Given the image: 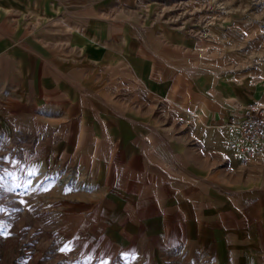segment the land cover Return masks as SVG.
<instances>
[{
  "label": "rangeland",
  "instance_id": "obj_1",
  "mask_svg": "<svg viewBox=\"0 0 264 264\" xmlns=\"http://www.w3.org/2000/svg\"><path fill=\"white\" fill-rule=\"evenodd\" d=\"M71 2L61 3L59 12L56 1L50 9L47 0H0V264H264V160L245 170L252 177L254 191L247 192L250 187L237 182L236 194L230 198L237 211L229 200L224 201L228 185L215 180L180 186L177 192L188 194L180 204L186 214L176 210L165 217L161 213L158 216L165 225L154 222V212L142 218L130 216L129 208H135L138 201L143 203L144 195L131 190L130 172L123 170L119 157H105L109 150H120L118 144H89L96 132L95 126L90 127L95 123L92 110L86 124L75 106L67 115L56 112L51 103L55 93L49 88L55 73L47 57L59 52L60 41L67 42L70 61L53 62L58 65L57 73L70 77H63L60 84L72 92L82 89L74 84L78 80L87 92L102 86L104 101L111 97L110 87L115 93L119 89L120 110L125 113L127 101L120 93H126V79H115L116 73L129 70L121 53L122 41L120 37H90L85 19L96 15L103 18L101 22L114 21L117 33L126 30L133 48L127 57L140 54L136 48L144 49L142 56L174 54L178 86H189L197 75L202 81L199 91L206 98L223 104L234 96L249 97L256 89L257 100L264 103V0ZM85 3L91 5L83 10ZM79 10L85 18L78 22L84 45L94 47L84 50L83 59L70 32L76 20L73 12ZM59 25L68 31L61 38L49 33V27ZM111 47L118 50L113 56L105 53ZM172 78L166 82L168 90ZM135 85L136 97L150 101L153 115L177 120L180 115L188 117L180 109L183 103H191L185 89L183 93L178 87L176 93L169 90L167 107L156 104L143 83ZM76 99L71 97V101ZM225 113L227 127L230 110ZM150 124L156 126L155 121ZM182 124L187 123L170 121L168 126ZM97 133L102 135V129ZM194 134L190 130L184 136L189 139ZM232 137L221 143L224 153V143ZM214 163L202 168L189 164L193 169L178 168L170 175L168 171L158 173L163 185L191 173L203 177L221 174L224 179L228 162L212 168L211 173ZM126 184L130 188L122 189ZM212 187H219L221 196ZM188 200L197 206L189 205ZM230 211L238 222H231Z\"/></svg>",
  "mask_w": 264,
  "mask_h": 264
},
{
  "label": "crops",
  "instance_id": "obj_2",
  "mask_svg": "<svg viewBox=\"0 0 264 264\" xmlns=\"http://www.w3.org/2000/svg\"><path fill=\"white\" fill-rule=\"evenodd\" d=\"M47 1L50 9H53V7L55 6V3L53 4L54 1L58 2L60 4V6L57 5L59 11L60 8H62L61 3H64L67 0ZM70 2L71 0H69V4ZM90 5L91 4L87 5L85 3L82 9H87L90 7ZM72 6L80 7L78 3H73ZM46 11V6H44V12ZM73 13L76 20L74 22L75 25L72 27L70 32H72L75 36H71V41H74L76 45H80V49L77 48V50L79 51V54L83 59V54H85L84 50L89 47H94L93 44H91V46H85L82 40V36L80 35L81 25L78 24V22H81V20L83 21L85 19L84 16L80 14L81 11L77 12V14L76 12ZM87 18L89 19H85L86 23L84 24V28L91 33L90 37L97 40H100V38H110L115 40V38L120 37V40L122 41L121 53H124V56L122 57H126V67H129V70L120 72L123 75L116 73L115 79L118 77L126 79V93H120L125 96V99L127 101V106H123L124 110L126 111L124 113L120 110V103L118 101L119 89H117L115 93L114 89L110 87L111 94L109 95H111V97L107 96V99L105 100L108 103L110 102L109 106V104L105 103V101L103 100L104 91L102 86L97 88L96 90L92 89V91L87 92L88 88H86V90L83 89L84 87L81 86L83 83H81L79 80H76L77 82H74V84L76 85V87L82 89H79L80 92H72V90L66 87V85H64L63 83L60 84V82H62L64 78H70L66 73H57L58 70L56 66L58 65L55 64V61H70V57H68L67 53V48L70 45L65 41H60L58 43L60 48L59 52H56L54 55H47L48 62H50V67L52 68V70H54L52 72L55 73V75H52L49 79V88L55 93V96H53L51 99V103L56 108V112L60 114V116L69 114L72 111V107L75 106L76 112H79V115L81 117L82 124H86L88 120L87 114L91 113L90 110H92L94 117L93 121L95 123L91 124L90 127L95 126L96 132H92L91 139L88 140L89 144L99 145L103 142L118 144L116 147H119L120 150H109L106 153L105 157L111 160H116L119 157L121 166L124 167L123 170L130 172L132 183L131 190H133L134 193L140 192V194L144 195V202L142 203L138 201L135 205V208H129L130 210H128L127 214H129L130 216L137 215L143 217L145 216V214L154 212L157 217V219H154V222H162L165 225L166 223L164 219L158 216L161 215V213L162 216L165 217L166 215L169 216V212H175L176 210L180 211V213L183 212L184 214H186L185 207L180 206V204L181 200H185L184 196L187 197L188 194H179L177 191H179L178 188L180 186L186 185L195 187L207 184L210 181H213L214 183L215 180H223L225 184L228 185L227 190L225 191L227 195L224 201L226 199L229 200L228 204L234 207L235 211H237L238 207L236 202H232V199H230L232 198L233 194H236L234 192V188L236 187L237 182L244 181V184L250 187L247 192L254 191V188L252 187V177L250 176V173H247V171L245 170H248L249 167L257 164L258 161L264 160V158L256 160L249 167H243L235 158H232L228 154V152L224 153L221 150V143L224 140L231 138V136H233L232 139H234L235 133L233 132V128L230 127L229 123H226V127L223 121L225 119L226 110H230V113L226 118L229 119L230 115L233 116L238 114L239 107L245 105L246 103L254 101L261 103V101H258L260 97L256 95V89H253L252 95H249V97L240 95L234 96L233 99L230 100L231 102L223 104H221L219 100L215 101L214 99L206 98L204 97L203 92L199 91V89L202 88L200 87L202 81L200 80L201 78L198 79L197 75H195V79L192 81V84H190L191 86L177 85L180 82L178 83L179 73L178 71L176 72V69H174L176 65L173 61V57L175 56L174 54H164L161 50V55L142 56L144 49L136 48V50H138V53L140 54H135L136 56L133 55L131 57H127V55L129 56L132 53L131 50L133 48L131 47V45L129 46L127 42V32L125 29H123L124 27H119L120 30H123L121 31V33H117V25H115L114 21L109 22L105 19L108 23L101 22L103 18H99L96 15H91ZM104 28L107 29L104 30ZM66 32H68L66 27L62 25H59L58 28L49 27V33H58L59 38H61V35L66 34ZM115 51L118 50H114L111 47L108 48L105 53L110 52L112 53L110 56H113ZM89 57H91V59H95L93 56ZM77 60H79V58ZM90 61L91 60H89L88 62ZM170 71H172L173 73H169ZM92 74L87 73V76L93 78ZM94 76H96V74ZM171 76L173 78L170 82L171 88L169 90L171 91L174 89L172 93H176L178 89L181 92L185 89L186 94L190 96L187 98V100H191V103H183L180 108L181 111H187L186 114L188 117H186L185 115H180L177 117L178 120L172 118L169 115H160L159 113L155 112L153 115V109L150 106V101L147 98L145 99L144 96L136 97L135 93V84L141 82L145 85V89L148 88V94L152 98V100H156V104L159 103V105L161 104L163 106L169 107V102L167 100V94L169 90L168 84H166V82H168V77ZM88 77L85 78V81ZM97 79H99V76L97 77ZM108 84L111 85V82H109ZM110 89L107 90V92L110 91ZM72 96L77 98L76 100H73L76 103L71 101ZM248 98L256 100H247ZM105 104L108 105V107L105 106ZM261 104L264 105L263 102ZM170 110L172 111L171 107ZM174 111L175 115H178V110ZM120 115L122 116V118ZM144 120H149L150 122H144ZM181 120H184L187 124L168 126V123H170V121L178 123L179 121L181 122ZM151 121H155L156 126H152V124H150ZM84 126L86 127V125ZM98 128L102 129V135H98ZM190 130H195L196 134L192 135L191 138L188 139L184 136V133ZM188 154L190 155L189 157H187ZM228 158L230 159V161ZM213 162H215L214 164L216 165L212 166L209 169L210 172L211 170L212 172L214 171V169L212 168L218 167L220 165L222 166L226 162H228V171L223 175L224 179H221V174L218 175V177L212 175H210L209 177H203L201 175L191 173L186 174L185 178L181 177L182 179H180L179 181L177 178H173L172 183H165L163 185L162 176L158 173L168 171V175H170L171 170L176 171L178 170V168H183L187 171L189 169H193V167L189 168V164H191L190 166L196 164V167L202 168L205 164L206 166H209ZM262 166H264V161L262 163ZM236 173H238L239 175H237ZM124 188L129 189L130 187L128 184H126L122 189ZM211 190L213 192H217L219 196H221L222 191L219 187H212ZM188 202L189 205L195 207L197 206L190 203V200H188ZM168 203L171 204L169 205ZM219 204L224 205L222 201L219 202ZM184 214L182 218L185 217ZM218 215L221 216L222 214ZM178 218L180 219L181 217L179 216ZM229 218L231 219L232 223L239 221L238 219H236V214L233 211H230ZM218 220L224 222L226 221L222 218ZM179 224L182 225L181 221L179 222ZM168 227H170V225L167 226V228ZM166 233L176 234L177 231L167 230Z\"/></svg>",
  "mask_w": 264,
  "mask_h": 264
},
{
  "label": "built area",
  "instance_id": "obj_3",
  "mask_svg": "<svg viewBox=\"0 0 264 264\" xmlns=\"http://www.w3.org/2000/svg\"><path fill=\"white\" fill-rule=\"evenodd\" d=\"M229 125L234 139L224 143V150L243 167L264 158V105L254 101L239 107Z\"/></svg>",
  "mask_w": 264,
  "mask_h": 264
}]
</instances>
